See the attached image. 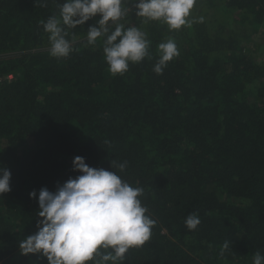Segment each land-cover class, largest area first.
I'll list each match as a JSON object with an SVG mask.
<instances>
[{
  "label": "trees",
  "instance_id": "1",
  "mask_svg": "<svg viewBox=\"0 0 264 264\" xmlns=\"http://www.w3.org/2000/svg\"><path fill=\"white\" fill-rule=\"evenodd\" d=\"M64 2L0 0V167L11 171V191L0 195V264H48L19 249L42 219L29 193L79 175L76 156L144 190L152 235L123 264H253L264 255V61L232 27L258 24L264 38V0H196L193 22L179 30L138 17L124 0L117 23L143 31L149 54L116 75L106 37L87 42L99 14L66 28L67 57L50 55L41 22ZM169 39L179 55L158 75V45ZM191 213L201 223L190 231Z\"/></svg>",
  "mask_w": 264,
  "mask_h": 264
},
{
  "label": "clouds",
  "instance_id": "2",
  "mask_svg": "<svg viewBox=\"0 0 264 264\" xmlns=\"http://www.w3.org/2000/svg\"><path fill=\"white\" fill-rule=\"evenodd\" d=\"M124 0H65L59 5V17L50 16L42 21L49 34V52L53 57H67L72 51V41L66 39V28H76L91 18L100 15L98 26H89L87 42L94 45L105 36L104 57L113 75L123 74L129 62H141L148 56L149 41L146 34L136 27L125 29L117 22L129 8L122 7ZM135 14L147 20H162L170 30H179L191 25L190 10L196 0H132ZM48 0H35V4L47 7ZM109 22L116 24L109 30ZM198 22H203L199 18ZM159 60L153 67L162 74L167 63L179 55L173 39L158 45ZM127 162L111 161V167L123 172ZM74 172L80 173L50 191L42 187L33 190L30 198L36 199L39 207L36 232L19 242L22 255L40 254L48 264H123L129 249L145 245L151 238L155 221L146 213L140 196L142 187H132L115 171L89 166L84 157L72 161ZM11 171L0 167V195L11 191ZM201 223L196 213L185 219L188 230L197 229ZM229 247L225 242L223 249ZM104 249L101 252L100 249ZM253 264H264V255L257 251Z\"/></svg>",
  "mask_w": 264,
  "mask_h": 264
},
{
  "label": "rangeland",
  "instance_id": "3",
  "mask_svg": "<svg viewBox=\"0 0 264 264\" xmlns=\"http://www.w3.org/2000/svg\"><path fill=\"white\" fill-rule=\"evenodd\" d=\"M126 27L130 28L131 24L127 23ZM232 28L238 32V35H240V37L243 38V36H245V39H243V44L247 52L250 53L258 61H264V38L261 32H259L261 30L260 26L256 24V31H253L251 28L248 29L245 26L238 25H234ZM254 42L259 43V45L254 46Z\"/></svg>",
  "mask_w": 264,
  "mask_h": 264
},
{
  "label": "built area",
  "instance_id": "4",
  "mask_svg": "<svg viewBox=\"0 0 264 264\" xmlns=\"http://www.w3.org/2000/svg\"><path fill=\"white\" fill-rule=\"evenodd\" d=\"M9 78H13V75H12V74H10V75H9ZM0 80L2 81V79H1V78H0Z\"/></svg>",
  "mask_w": 264,
  "mask_h": 264
}]
</instances>
